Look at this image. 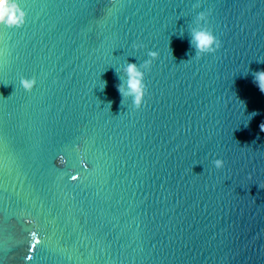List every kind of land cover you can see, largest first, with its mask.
Segmentation results:
<instances>
[{
	"label": "water",
	"instance_id": "95a60500",
	"mask_svg": "<svg viewBox=\"0 0 264 264\" xmlns=\"http://www.w3.org/2000/svg\"><path fill=\"white\" fill-rule=\"evenodd\" d=\"M14 2L24 24H0V264H264V0ZM200 12L221 47L197 59Z\"/></svg>",
	"mask_w": 264,
	"mask_h": 264
},
{
	"label": "clouds",
	"instance_id": "9594fccd",
	"mask_svg": "<svg viewBox=\"0 0 264 264\" xmlns=\"http://www.w3.org/2000/svg\"><path fill=\"white\" fill-rule=\"evenodd\" d=\"M26 13L14 2V0H0V24H5L9 27H20L25 22ZM198 20L202 22L199 30L193 31L192 37L196 48V57L200 58L202 55L215 53L220 47L221 42L213 34V32L206 26L208 20V14L200 12L198 14ZM149 55L152 58L158 57L157 52H150ZM150 61H145V66ZM128 74V90L127 94L133 96V104L135 109L139 110L145 102V96L147 95V88L144 83L143 73L138 70V66L133 63H129L126 68ZM254 83L258 86L259 90L264 93V70L253 73ZM22 88L25 91L31 92L34 88L36 81L34 78H23L20 81ZM118 90L122 98L126 94L123 84L118 85ZM255 115V113H253ZM261 131H264V123L260 125ZM215 168L221 169L224 167V161L222 159H215L213 161Z\"/></svg>",
	"mask_w": 264,
	"mask_h": 264
},
{
	"label": "snow or ice",
	"instance_id": "6c2138e0",
	"mask_svg": "<svg viewBox=\"0 0 264 264\" xmlns=\"http://www.w3.org/2000/svg\"><path fill=\"white\" fill-rule=\"evenodd\" d=\"M72 179H76V177H75V176H73V177H72Z\"/></svg>",
	"mask_w": 264,
	"mask_h": 264
}]
</instances>
